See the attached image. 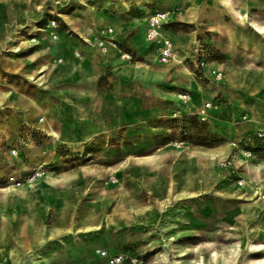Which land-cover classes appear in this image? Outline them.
I'll return each mask as SVG.
<instances>
[{
	"label": "rangeland",
	"instance_id": "rangeland-1",
	"mask_svg": "<svg viewBox=\"0 0 264 264\" xmlns=\"http://www.w3.org/2000/svg\"><path fill=\"white\" fill-rule=\"evenodd\" d=\"M257 1L256 11L264 12V0ZM106 2L0 0V188L17 186L6 207L0 199V264H264V247L246 251L247 241L264 246V198L253 196L244 177L249 162L264 184V79L246 68L251 61L264 66L263 37L241 29L218 0H117L111 10ZM181 9H195L198 20L183 19ZM157 13L174 16L164 30L184 39L194 34L190 54L173 39L176 61H160V44L147 39ZM68 20L92 29L90 42ZM37 22L44 23L24 36L38 45L8 51L16 45L14 30ZM49 30L58 50L85 63L92 79L77 71L33 80L40 63L61 57L48 43ZM41 49L49 53L28 59ZM178 62L194 81L175 76ZM138 63L148 67L125 68ZM91 113L106 125L93 128L97 136L82 137L78 121ZM53 129L62 139L56 147ZM230 141L237 146L212 174L210 154L190 169L174 150L176 144L217 149ZM169 144L174 148L155 166L128 161ZM45 172L61 182L40 185ZM29 181L38 187L30 189L28 208L22 187ZM114 212L118 224L108 225ZM97 226L103 228L89 231ZM71 228L87 232L64 235Z\"/></svg>",
	"mask_w": 264,
	"mask_h": 264
},
{
	"label": "bare ground",
	"instance_id": "bare-ground-1",
	"mask_svg": "<svg viewBox=\"0 0 264 264\" xmlns=\"http://www.w3.org/2000/svg\"><path fill=\"white\" fill-rule=\"evenodd\" d=\"M140 2L141 5H145L147 4L150 0H138ZM212 4H215V0H210ZM219 4L222 6L223 10L230 14V16L237 22L238 25H240L241 29L244 28H248L250 29L252 32L261 35L264 39V12H258L254 9H252L250 6L247 5H242V4H238L236 3L234 0H218ZM117 2V0H107V2L105 3V7L108 8V10H111L113 5H115ZM176 2L177 1H173V4L171 6V8L173 10H175L178 6H176ZM92 9H95V7H92ZM129 9V6L127 8ZM196 10L195 9H191V10H185V9H181L180 10V17H182L183 19L188 20L190 23H195L196 19ZM155 16V21L164 19V21L162 23L166 24V23H171L174 21V16L171 13H168V15H163L162 13H157V15ZM63 17H67V15H64ZM68 19V18H66ZM144 20L141 19L140 22H143ZM44 23V22H41ZM41 23H31L29 25H26L22 28H17L14 30V32L16 33L13 36V41L16 43L15 46H12L11 49H9L8 51L10 52H14V53H21L25 50H27L28 48H33L36 47L37 44V39L36 40H26V36H24L25 34L28 35H32L34 34V32L38 31L37 25H40ZM69 25H71L73 27V29H75L76 31L79 32L80 35L83 36V38L87 41L90 42V37L94 34L93 30L88 28V26L86 25H79V22L77 21H70L68 20ZM144 26V25H143ZM49 27V26H48ZM48 34L50 36L48 43H50L51 45L54 44V46H57V49H55V51H58L57 55L61 56V57H53L48 59L46 62L44 63H40L39 67L36 68V70L34 71L35 76H32L33 80L37 79V77L43 73H46V75H51L52 73L55 74L53 80H57L60 77H67L69 74L74 73L79 71L80 74H82L81 77H84L86 79H92V71L90 69H88V67H85V63H82L81 61L77 60L76 58L71 57L67 52H65V50H58L59 49V43L54 39V34H51V30L47 31ZM160 32L162 33V35L164 37L170 36L172 37L175 41H176V45L180 47V49L185 48L186 52H188L190 54V47L191 45H193L194 42V34L189 36L188 38L184 39L181 35V33H175V32H169L164 30V28H160ZM232 38V36H231ZM112 44V43H111ZM187 44V45H185ZM187 46V48H186ZM40 53H49L48 50L45 49H41L38 50L37 52L33 53V54H29L28 59H30L31 61L35 62L37 61V58H39ZM56 53V52H55ZM227 56H231V53L227 50ZM260 56V55H259ZM23 59L20 58L19 62H22ZM178 64H180L181 66H178L176 72H175V76L176 77H180L183 79H186V81H194L193 79V74L192 72L185 66L182 65V62H178ZM128 67L130 69L133 68H137V67H145L147 68L148 65L147 64H135V65H129L126 64L125 68ZM254 67L255 70L254 74L256 73V79L258 80H263L264 79V66L263 65H259V63H256L255 61H251L250 64L248 65V67ZM229 76V74H228ZM261 76V77H260ZM52 80V81H53ZM50 82V81H49ZM45 89L48 88V85L44 87ZM197 90H201L200 87L197 88ZM196 91V90H195ZM85 95L90 96L89 94V90H85L83 91ZM204 94V92H202ZM175 95V94H174ZM180 99H184V96H178ZM51 136H53V143L54 146L56 147L60 142H61V134L57 131V130H52L51 131ZM178 146V148H174L172 146V144L166 145L162 148H160L158 151H156L153 155L150 156H143V157H130L128 161H133L137 164L146 166V167H152L155 166L158 163V160L163 159L166 156L167 150L168 148H174L175 152L177 153V155L179 157H185L186 159V164L188 166L191 167L194 165V161L196 159H199L202 156H208L207 154H210L209 158V166H208V170L209 173H217L218 171L220 172L222 170V168H220V160H225L228 157V151L233 147V146H237V144L233 141L228 142L226 145L217 148V149H209V148H199L196 149L197 152L193 151L191 148H185V147H181L180 145L176 144ZM216 152L219 154V156L216 157ZM199 156V157H197ZM45 164H42V162H39L36 166L35 170H39L41 171L42 169L45 168L44 166ZM128 165V163L126 164ZM124 164V167L126 166ZM245 173H244V177H245V184H246V188L250 189L253 193V196L255 198H259L260 201H262V199L264 198V184H263V176L260 173V169L256 168L255 170L251 168L250 163L248 162V165L245 167ZM26 171H33V169L29 168ZM114 174H118L117 169L113 170ZM188 175L191 176L192 173L191 171L188 172ZM19 178H16L15 180H12L13 183L14 181H19ZM62 176L58 175V174H53V173H48L45 172L44 174V178L43 180L40 182V185L46 184V186L48 187H53L58 185L61 182ZM224 181H228L226 178V175L224 176ZM12 183V182H11ZM256 183V184H255ZM228 184V183H227ZM175 186V184L173 185ZM227 186L230 187V185L228 184ZM35 187H38L37 184H34L33 181H29L27 182L23 187V198H22V203L29 208V205L32 203V198H31V194H30V189H33ZM117 189L120 192V195L122 196L124 194V188L122 186L121 183H118L117 185ZM17 190V186L12 185L10 187H6V188H0V199L3 200V207H6L8 205V200L7 198L10 197L13 193V191ZM39 190V188H38ZM67 206V202L64 201L62 203V207H66ZM64 216V213L61 214L60 216H58V220H61L62 217ZM121 216V215H120ZM116 214L115 212L109 215V220H108V225H112L115 224L117 225V218H116ZM102 226H97L94 228V230H89V231H99L100 229H102ZM84 232H87V229H83V228H74V229H69L64 231V235H70V234H82ZM63 235V236H64ZM247 245V249L246 251L248 252H254L256 250H260V247H264V246H260V245H254L252 244V242L247 241L246 243ZM43 256H41L42 258ZM212 259H214V261H217L218 255L217 253H215L214 255H212ZM177 264V263H176Z\"/></svg>",
	"mask_w": 264,
	"mask_h": 264
},
{
	"label": "built area",
	"instance_id": "built-area-1",
	"mask_svg": "<svg viewBox=\"0 0 264 264\" xmlns=\"http://www.w3.org/2000/svg\"><path fill=\"white\" fill-rule=\"evenodd\" d=\"M163 15L166 16L168 14ZM163 21L164 19L155 21V16L151 17L148 24L147 39L151 42V44H160V47L158 48V56L160 61L162 63H170L172 61H176L177 51L173 42V38L170 36L164 37L160 32V28H163Z\"/></svg>",
	"mask_w": 264,
	"mask_h": 264
},
{
	"label": "crops",
	"instance_id": "crops-1",
	"mask_svg": "<svg viewBox=\"0 0 264 264\" xmlns=\"http://www.w3.org/2000/svg\"><path fill=\"white\" fill-rule=\"evenodd\" d=\"M255 1H256V3H258L257 0H253V4L255 3ZM253 4L251 5V8L254 9V10H256V8L254 7ZM204 94H206V93H204ZM204 97L205 98H208L207 95H204ZM86 119H88L89 121L88 120L78 121V125H77V128L80 129V132H79L80 133V136H82V137H85V136L95 137V136H97V134H91L90 133L92 131H95V130H93V128H95V127H101V128L103 127L104 128L105 125H106L105 124V120L94 117L92 115V113ZM120 121L118 122L119 123V126H120L119 127L120 128V131H123V132L125 131L126 132L125 125L123 124L124 121H121V122ZM106 128H107V126H106ZM43 130H45V129H43ZM43 130H42V132H43ZM100 130L102 131V129H100ZM259 154H264V151L263 152H259Z\"/></svg>",
	"mask_w": 264,
	"mask_h": 264
}]
</instances>
